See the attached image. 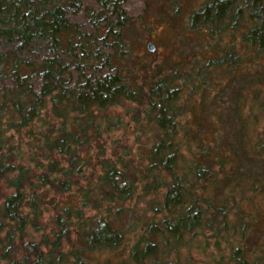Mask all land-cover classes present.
<instances>
[{
    "label": "trees",
    "instance_id": "obj_1",
    "mask_svg": "<svg viewBox=\"0 0 264 264\" xmlns=\"http://www.w3.org/2000/svg\"><path fill=\"white\" fill-rule=\"evenodd\" d=\"M153 1L0 0V264H90L130 240L118 264H191L196 233L218 251L205 264H264V0H203L185 27L212 55L152 67L127 31ZM115 106L137 155L105 156Z\"/></svg>",
    "mask_w": 264,
    "mask_h": 264
},
{
    "label": "rangeland",
    "instance_id": "obj_2",
    "mask_svg": "<svg viewBox=\"0 0 264 264\" xmlns=\"http://www.w3.org/2000/svg\"><path fill=\"white\" fill-rule=\"evenodd\" d=\"M202 1L203 0H155L151 2L146 15L140 20H136L132 23L127 31V42L132 46L137 58L145 59L150 66L154 67L160 64H166L168 66L173 65L178 59L185 57L186 54H190L191 49L193 52H197L200 55L204 54L206 56H211L212 52H207L205 49V40H202L203 45H201L199 35L195 33H190L188 35L189 30L185 27L186 15L192 9L197 8ZM189 41L191 42L189 43ZM148 42L154 47L152 52L147 50ZM225 42L226 40L224 39L222 43ZM259 68L264 72V57L259 60ZM224 71L223 68L215 67V69L210 71L211 80L217 82L224 79ZM218 83L222 84V82ZM262 88L264 89V87ZM128 108L129 107L115 106L109 111L113 120L119 118L122 119L123 123L115 127V130L103 134L105 156L113 157V152L115 151L114 147L116 145L114 143L115 140H119L120 143L130 147L133 155L139 153L137 148L142 142H145L144 137L136 130V125L131 118L130 112H127ZM36 125H40V122H37ZM25 130L26 129H23L21 131L22 134H14L13 136L16 145L21 140V146L24 152L28 149L26 145L28 136L25 134ZM136 136H140L139 142L136 141ZM98 151L96 146L91 148L88 154L92 157V161H95L97 158ZM120 152H122V149L119 150V153ZM60 198L63 197L49 193L47 197L48 211L45 213V219H48V216L54 213L50 203L59 201ZM255 203L258 208V213L261 215L264 212V199H256ZM136 206L138 211H140V208L144 207V203L141 200H137ZM246 207L250 209L252 206L247 205ZM95 213L96 211L94 209H86L87 215H93ZM131 243L132 240L128 241L126 245L114 253H94L88 258L89 263L109 264L110 262H108V260H111V264H118V261L123 260L127 254V249L129 250ZM224 246L225 245L222 244L223 248ZM180 252L181 259L187 258L190 260L191 264H195V262L196 264H205L218 255L214 239L211 238L208 233H196L193 236H186L185 245L180 248Z\"/></svg>",
    "mask_w": 264,
    "mask_h": 264
},
{
    "label": "water",
    "instance_id": "obj_3",
    "mask_svg": "<svg viewBox=\"0 0 264 264\" xmlns=\"http://www.w3.org/2000/svg\"><path fill=\"white\" fill-rule=\"evenodd\" d=\"M147 49L149 51H153L154 50V47H153V45L150 42L147 43Z\"/></svg>",
    "mask_w": 264,
    "mask_h": 264
}]
</instances>
